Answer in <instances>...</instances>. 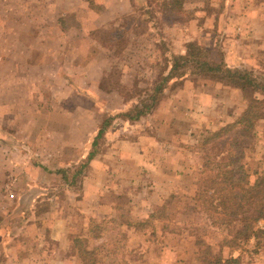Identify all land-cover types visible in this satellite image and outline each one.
Listing matches in <instances>:
<instances>
[{"label":"rangeland","instance_id":"374dc122","mask_svg":"<svg viewBox=\"0 0 264 264\" xmlns=\"http://www.w3.org/2000/svg\"><path fill=\"white\" fill-rule=\"evenodd\" d=\"M235 1L183 0V14L172 16L161 0H0V210L4 212L0 217L18 202L20 207H31L30 199L17 198L27 190L44 193L39 203L42 211L82 208L85 190L96 191L84 179L90 161L84 162L104 119L114 118L109 127L117 128L114 140L142 133L165 142L173 132L156 129L154 113L162 108L178 116L171 121L179 126L172 136L175 145L185 141L184 152L178 150L175 155L181 163L186 157L190 164L184 170L188 172L181 169L179 173L180 183H188L186 191L174 194L160 207L157 223L152 217L141 222L148 229L142 231L145 241H108L119 239L122 232L108 228L115 224L105 223L103 215L96 216L90 232L96 236L107 232V241L91 249L85 238L69 241L62 251V264H84L82 251L94 252L91 264H161L158 255L169 258L162 250L166 243L180 248L179 255L192 264H208L205 257L215 260L218 255L226 259L235 252L256 254L248 245L234 250L231 246L236 242L226 225L211 219L199 198L201 182L221 159L238 160L244 166L247 186L264 171V121H255L250 128L230 126L246 110V94L191 65L170 81L152 113L134 122L124 117L127 110L149 100L153 82L168 74L171 57L186 53L191 42L225 62L219 43H223L226 24L234 18ZM258 1L240 0L239 5L264 12V4L260 5L264 0ZM58 45L53 60L60 67L54 61L36 67L40 46L49 51ZM242 69L251 71L256 83L264 85L263 71ZM56 74L63 79H54ZM254 95L262 96L260 91ZM219 131L223 135L218 136ZM105 134L93 158L112 141ZM52 153H61L55 157L62 160L47 167L41 160L47 163ZM141 175H137L140 184ZM124 196L111 199L125 204ZM256 228L264 229V218ZM260 251L264 253V248ZM77 254L79 262L69 260Z\"/></svg>","mask_w":264,"mask_h":264},{"label":"crops","instance_id":"0c3cea01","mask_svg":"<svg viewBox=\"0 0 264 264\" xmlns=\"http://www.w3.org/2000/svg\"><path fill=\"white\" fill-rule=\"evenodd\" d=\"M248 1L250 4L259 3L258 0ZM234 4L235 9L232 13L234 18L226 24L228 29H225L223 35L225 41L223 40L222 44L219 43V50L224 51L225 62L232 68L248 67L254 71L264 72V12L259 10L251 12V7L243 9L239 5L240 0H236ZM261 4H264V1H261ZM260 10H263V7L260 6ZM43 31L40 29L39 32ZM43 33L49 35L50 31ZM216 45L212 47L215 48ZM58 48H60L59 45L47 51L40 46L39 52L42 55L37 59L39 63L36 67H47L50 65L47 64L49 61H54L56 68L60 67L59 61L53 60ZM53 78L63 79L58 74ZM229 88L236 91L241 90L233 86ZM161 109H156L154 113L157 119L156 129L169 128L173 132L170 134L171 138L166 139L165 142L162 138L144 136L142 133L137 137L114 140L117 128L106 132L105 135L112 141L106 142L107 145L103 152L89 162L84 179L92 182V188L96 191L85 190L83 194L85 201L82 202V208L66 207L63 212L62 208L53 207L51 210L42 211L39 203L44 193L27 190L19 194L18 199L22 197L30 199L32 205L24 208L20 207V202H18L5 211V216L0 217V264H62L64 261L62 251L69 241L79 237L85 238L89 242L88 248L90 249L99 241H107L108 238L105 235L107 232L97 236L90 232L96 216L100 217V215H103L100 218L105 219V223L115 224L114 227L109 226L108 228L122 232L119 239L110 238L108 241H145L142 234L148 229H144L141 222H146V219L152 217L157 223L158 210L174 194L186 191L185 186L188 185L187 183L183 186L180 183L182 176H179V173L181 169L184 171L190 164L185 157L183 160H186V165H183L184 161L182 160L181 163L175 155L178 150L184 152L185 141L183 140L182 145H175L172 136L176 134L179 126L171 121L177 119L178 116L174 111H162ZM70 114L71 119L75 117L77 123V115H73L72 111ZM262 120L264 121V118ZM71 122L72 127L73 120ZM163 142L164 144L160 145ZM55 149L61 151L62 147L56 146ZM158 150L160 151L157 154ZM58 154L61 155V153L50 154V160L47 163L41 160L42 164L47 167L58 165L57 162L62 160L61 157L60 159L55 157L59 156ZM139 173H142L143 177L141 184L137 177ZM182 183H185V180ZM87 186H90L89 183ZM99 190L103 192L99 194ZM122 194L127 199L125 204L111 199L115 195L120 197ZM2 212L0 210V214ZM83 230L85 233H82ZM132 247H136V243ZM162 250H164L163 254L168 255L169 258L163 259V256L158 255L159 261L157 262L161 264H192L186 260L185 256L179 255L181 250L176 246L166 243ZM260 252L253 256H242L240 252H235L233 256H242L239 264H264V253ZM182 258L185 261H182ZM69 260L79 262L80 255L77 254ZM200 264L206 263L200 262Z\"/></svg>","mask_w":264,"mask_h":264},{"label":"trees","instance_id":"16d2710c","mask_svg":"<svg viewBox=\"0 0 264 264\" xmlns=\"http://www.w3.org/2000/svg\"><path fill=\"white\" fill-rule=\"evenodd\" d=\"M161 3L168 14L172 16L183 14V0H161ZM187 48L186 53L174 54L171 57L168 74L153 82L152 88L148 91L149 100L124 113L127 120L138 121L152 113L158 105L160 94L164 92L170 81L183 68L191 65L197 66L201 71L212 73L216 79L225 81L229 86L240 88L249 98L246 110L230 125L231 127L250 128L255 121L264 118V85L256 83L251 71L232 68L224 61L214 59L210 51L197 42H191ZM256 91H260L262 96L254 95ZM113 120L112 116L106 117L102 126L96 131L91 143L92 149L86 161L84 160V165L100 152L99 140L107 132ZM223 133L219 131L217 135ZM214 166L210 175H206L201 182L199 198L209 212L210 218L220 219L226 225L229 234L233 237L232 241L236 242L231 246L234 250L242 244L250 246L252 251L257 253L264 248V229L256 228L257 222L264 218V171L258 175L253 184L247 186L244 184L247 178L246 170L238 160L223 162L221 159ZM80 254L84 264H91L94 252L82 251ZM205 260L208 264H239L242 256L234 257L231 254L230 257L222 259L218 255L215 260L206 257Z\"/></svg>","mask_w":264,"mask_h":264}]
</instances>
